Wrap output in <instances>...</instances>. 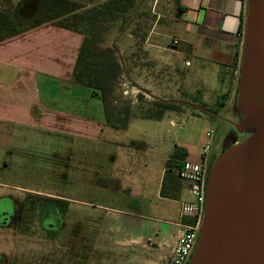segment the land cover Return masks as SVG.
I'll return each mask as SVG.
<instances>
[{
	"label": "crops",
	"instance_id": "crops-1",
	"mask_svg": "<svg viewBox=\"0 0 264 264\" xmlns=\"http://www.w3.org/2000/svg\"><path fill=\"white\" fill-rule=\"evenodd\" d=\"M18 1L0 0V12L9 13L10 5H15ZM77 1L91 5L102 0ZM248 1L177 0L178 29L181 35L175 38L183 49L176 59V69L183 76L185 90L189 89L185 85L187 75L199 77L195 60L203 59L214 65V75L223 83L228 79V90L219 95L233 88L234 76L242 56ZM27 4L29 1L23 3L15 20L16 26L22 31L0 40V146H15L14 151L20 153L28 144L38 140L37 131L48 127L64 130L71 135L100 140L112 147L120 146L129 152V156L130 151L134 155L135 151L137 155L147 150L160 152V171L156 172V163L154 165L153 162L159 154H149L143 161L146 170L142 181L125 183L113 180L100 183L92 180L87 190L90 196L95 195L101 200L115 204L128 203L134 211L148 212L149 215L144 218L152 221V228L159 225L156 241L150 236L142 235L138 230L107 232L104 237L106 239L99 242L103 246L102 252L114 256L115 264H171L178 238L185 225L192 220L182 215V204L193 201L194 197L189 192V184L184 180L176 183L167 179L164 182L166 162L173 152L164 149L169 143L167 136H157L155 140L153 136L129 139L130 143L124 140L123 135L119 137V131L125 129H117L107 124L102 99L93 96L90 88L73 81V70L84 34L55 23L31 27L32 19L22 16ZM184 58L186 59L183 60ZM187 60L190 61L189 65L186 64ZM198 89L202 91V100L205 101L206 92L200 84L195 85L190 92ZM121 91L118 88L116 94ZM95 99L96 103L93 101ZM216 102L214 100L211 103ZM232 102L233 98L229 97L223 108L227 109V104ZM65 110H70L71 113ZM238 114L237 111L233 113L236 117H239ZM136 118L133 117L129 125ZM170 122L173 123V119ZM219 141L213 140V150L209 156L216 150ZM176 145L187 152L185 157H181V163L185 159L196 162L204 159L202 151L196 153L185 143ZM112 156L114 172L125 174L128 170L125 162L129 158L125 159L118 153ZM93 163L97 169L104 168L103 157H98ZM134 167L138 168L137 164ZM1 195L4 193H0ZM137 226L140 227L139 224ZM94 243L97 244V240Z\"/></svg>",
	"mask_w": 264,
	"mask_h": 264
},
{
	"label": "rangeland",
	"instance_id": "rangeland-1",
	"mask_svg": "<svg viewBox=\"0 0 264 264\" xmlns=\"http://www.w3.org/2000/svg\"><path fill=\"white\" fill-rule=\"evenodd\" d=\"M137 10L141 13L138 15L136 11L129 14L127 27L123 31H120L122 21H116L112 25L115 30L106 35L110 43H117L123 48L121 54L129 71L128 75L124 73L121 75L120 84L117 85L122 91L117 94L124 98H131L134 104H139L137 97L141 92L144 93L145 101L157 96L193 103V98L197 96L207 109L217 108L218 102L224 100L219 94L227 91L229 84L228 79L223 83L214 75L213 64L206 59L195 60L199 77L187 75V84H185L189 88L187 90L184 89L182 74L176 69L178 62L176 59L180 55V50L183 49L180 43H173L175 37L181 33L178 29L177 0H145ZM36 11V1H29L22 16L31 20ZM131 28L136 32L135 34L130 31ZM234 78L233 88L227 92L229 97L233 98V102L236 94L242 90V60L239 62ZM197 84H200L206 92L205 101L202 100L203 93L198 95L196 91L190 92ZM124 90H128L129 95H125ZM228 99L225 102H228ZM214 100L217 102L211 103ZM93 101L96 103V99ZM236 105L234 104L235 107ZM227 106H229L227 109L222 108L216 115L190 106L191 108L184 107L181 112L168 111L162 120L136 118L127 129L119 131V137L123 135L124 140L130 143L129 139L153 136L155 140L157 136L158 138L167 136L169 143L164 147L167 151L174 152L177 143H185L189 145L190 150L199 153L208 141L220 140L228 132L230 124L226 119L230 116L229 109L232 103ZM65 111L71 113L70 110ZM170 119H173V123ZM210 130H213L211 136L208 135ZM36 135L38 140L30 141L31 144H28L20 153L14 151L15 146L8 148L0 146V193L20 196L29 189L60 194L68 199L69 211L63 221L65 227H60L53 243L56 249L60 248V252H63L65 248L61 246L67 241L71 231L76 242L65 250L66 255L69 250L70 257L54 260L52 264L55 262L57 264H115L114 256L102 252L103 246L99 242L106 239L104 237L110 231L117 233L121 229L134 232L138 230L142 235L150 236L153 241H156L159 225H154L152 228V221L144 218L145 215H149L148 212L134 211L128 203L115 204L101 200L95 195L90 196L87 190L92 180L100 183H109L113 180L125 183L142 181L146 170L143 161L155 151L149 152L146 149V152L141 151L138 155L136 151L135 155L132 154L133 151H130L129 156V152L121 149L120 146L112 147L100 140L75 136L64 130L48 127L37 131ZM227 147L223 160L220 162H224L231 149V146ZM114 153L122 154L125 159L129 158L125 162V167L128 169L125 174L114 172V163L111 160ZM155 154L156 156L159 154L153 161L154 165L156 163V172H159L161 153L155 152ZM210 156L206 164V176L210 174L211 168L215 169L220 163L210 162ZM98 157L104 159L103 169H97L93 163ZM135 164L138 168L134 167ZM46 222L54 223V227H57L58 220L50 217ZM82 239L87 247L80 244L79 241ZM96 240L97 244L94 243ZM49 244L50 241L42 235L20 237L12 231L0 229V252L11 254L17 260L29 253L33 256V259L31 256L29 258L32 264H43L39 254L44 248L51 250L53 246ZM29 248L32 249L27 250Z\"/></svg>",
	"mask_w": 264,
	"mask_h": 264
},
{
	"label": "water",
	"instance_id": "water-1",
	"mask_svg": "<svg viewBox=\"0 0 264 264\" xmlns=\"http://www.w3.org/2000/svg\"><path fill=\"white\" fill-rule=\"evenodd\" d=\"M241 60L242 90L210 162L219 163L227 146L231 149L206 176L200 235L187 264H264V0L248 1ZM236 111L239 117L233 115Z\"/></svg>",
	"mask_w": 264,
	"mask_h": 264
},
{
	"label": "trees",
	"instance_id": "trees-1",
	"mask_svg": "<svg viewBox=\"0 0 264 264\" xmlns=\"http://www.w3.org/2000/svg\"><path fill=\"white\" fill-rule=\"evenodd\" d=\"M25 1L30 0H19L15 5L12 3L7 14L0 12V40L22 31L16 26L15 20ZM34 1L37 3V11L31 27L55 23L84 34L72 78L76 84L90 88L93 96L102 99L108 125L117 129H126L133 117L161 120L168 111L181 112L184 107L191 106L186 102L157 96L145 101L143 92L138 94L139 104H134L131 98L116 94L121 75L123 73L128 75L129 71L121 54V47L117 43H110L106 35L115 30L112 25L116 21H122L120 31H123L128 24V15L136 11L139 15L141 12H138V6L145 0H102L91 5L77 0ZM130 31L136 33L133 28ZM196 93L200 95L202 92L198 89ZM220 97L224 100L218 102L217 108L211 109L214 113L208 112L211 115L221 111L226 104L225 100L229 98V93ZM192 102L204 106L197 96ZM185 155H187L186 150L176 145L173 154L166 162L164 182L167 179L176 183L181 180L178 171L182 165L181 157ZM190 223L194 221L191 220Z\"/></svg>",
	"mask_w": 264,
	"mask_h": 264
},
{
	"label": "flooded vegetation",
	"instance_id": "flooded-vegetation-1",
	"mask_svg": "<svg viewBox=\"0 0 264 264\" xmlns=\"http://www.w3.org/2000/svg\"><path fill=\"white\" fill-rule=\"evenodd\" d=\"M68 211V199L60 194H44L41 191L28 189L25 190V194L20 196L4 194L0 196V229L12 231V233L20 237H31L34 234L42 235L43 238L50 241L49 245L53 247L51 250L46 248L41 250L39 259L43 260V264H52L54 260L70 257L69 250L67 255L64 254L65 250L76 242L71 231L70 236H67V241L63 242L61 246V248H65L63 252H60V248L56 249L53 243L56 233L60 231V227H65L63 221ZM50 217L58 220L56 223L57 227H54V223L46 222ZM71 236L73 239H71ZM79 242L82 246L87 247L83 239ZM12 256L6 252H0V264H22L23 262L32 264L29 261L31 256L29 253L22 255L23 258L21 257L19 260ZM31 259H33V256H31Z\"/></svg>",
	"mask_w": 264,
	"mask_h": 264
},
{
	"label": "built area",
	"instance_id": "built-area-1",
	"mask_svg": "<svg viewBox=\"0 0 264 264\" xmlns=\"http://www.w3.org/2000/svg\"><path fill=\"white\" fill-rule=\"evenodd\" d=\"M174 44H178L179 40L175 38ZM189 65L190 61H186ZM125 95H129L128 90H124ZM213 130L208 132L211 136ZM213 146V140L208 141L202 150L204 159L201 162L185 159L179 168V175L182 180L189 184V192L193 195V201H185L182 204V215L190 217L194 223L185 225L183 232L178 238L174 248L171 264H187L198 237V229L203 217L206 202V168L208 156Z\"/></svg>",
	"mask_w": 264,
	"mask_h": 264
},
{
	"label": "bare ground",
	"instance_id": "bare-ground-1",
	"mask_svg": "<svg viewBox=\"0 0 264 264\" xmlns=\"http://www.w3.org/2000/svg\"><path fill=\"white\" fill-rule=\"evenodd\" d=\"M252 30H253V25L251 24V38H253V36H254V33H253ZM251 54H252L251 56L254 57V56H253V50L251 51ZM218 188H219V185L215 188V190H214V194H216Z\"/></svg>",
	"mask_w": 264,
	"mask_h": 264
}]
</instances>
